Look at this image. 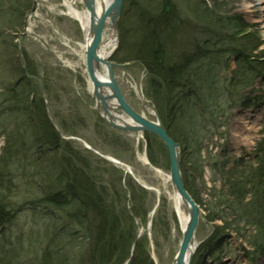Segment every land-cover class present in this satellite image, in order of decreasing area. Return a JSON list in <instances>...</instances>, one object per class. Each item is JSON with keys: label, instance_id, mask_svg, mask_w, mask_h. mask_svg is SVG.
Returning <instances> with one entry per match:
<instances>
[{"label": "rangeland", "instance_id": "obj_1", "mask_svg": "<svg viewBox=\"0 0 264 264\" xmlns=\"http://www.w3.org/2000/svg\"><path fill=\"white\" fill-rule=\"evenodd\" d=\"M173 1L177 10L171 15L172 22L169 27L170 32L175 34L173 41H178L180 48L190 49L187 45L191 46L195 39L201 42L203 48L207 40L216 39V36L213 37L216 34L214 22L208 25L200 24L195 20L196 15L205 21L209 20L211 15L213 18L219 17L223 20L236 15L249 24L252 32H256L264 40V3L261 0H252L250 3H246L245 0H203V3H198L197 0H123L122 14L118 20V43L108 60L123 65L117 68L116 72L117 81L126 99L138 112L146 114L153 121L158 120L160 111L158 107H156L158 113L151 108L150 111L147 110L149 106H155L149 102L154 98L149 94L148 72L137 61H124V58L132 54L129 44L138 39L137 34L133 33L134 31L125 32L127 40L125 48L120 47L124 37L123 29L130 19L128 15L132 13V9L133 12L136 10L141 21L144 17L140 14L142 12L150 16H154L162 8L170 12ZM12 2L11 0L0 2V25L3 33L0 37V129L11 127L15 118L10 114L11 105L6 101L10 93L8 90L14 86L18 87L26 78L30 79V84L36 87L35 95L46 99L49 112L54 114L55 123L66 139L99 165L97 174L103 177L102 185L112 195L114 189L121 192L122 199L116 201V206L126 207L128 223L132 224L128 226L129 228L134 225L138 227L137 238L133 244L141 241L142 250H145L149 257L145 264H173L184 238L176 212L175 190L167 178L171 174L166 144L155 134L148 136L138 131L116 128L98 115L97 101L92 92L88 64L85 61L86 33L79 21L69 14L62 13L65 9L59 5L60 0H25L26 8L17 11L12 8ZM75 5L83 7L81 3ZM205 5L207 9L203 10ZM247 6L249 9L245 8ZM17 13L24 14L22 25L16 26L14 31L4 27H10L13 19L17 18ZM177 14L181 20L178 24L174 17ZM133 22L137 25L136 20ZM223 24L226 27V22ZM217 28H220L219 25ZM108 39L109 37H106V41ZM5 40L8 44L2 43L6 42ZM262 51L264 44L255 53ZM10 52H14L13 56H10ZM181 52L179 49L178 53ZM175 54V49H172L174 59L178 60L179 55ZM27 57L30 62L26 61ZM184 59L185 57H180V61ZM227 59L228 69H224L222 63L218 64L216 60L214 62L217 65V78L221 79V86L225 85L228 77L238 67L239 58L230 56L224 58V61ZM29 65L31 69L36 65L35 74L26 72ZM245 76L250 79L252 85L238 90L235 88L227 97L235 99L237 94L241 98L248 95L250 96L247 99L248 104H245L246 102L240 104L239 99L224 126L220 128L205 126L201 133L206 146L205 154L210 153L212 157H217L218 165L223 166L226 171L234 172V169L240 168L244 169L243 173L246 175L258 162L259 144L264 139V69L254 67L251 78L246 72ZM250 90L252 91L249 92ZM119 112L123 114L122 110ZM63 124L70 131L66 133ZM105 127L106 134L102 131ZM4 141L5 137L0 139V154ZM180 149L182 167L181 144ZM241 158L245 164L251 163L252 168L246 169L242 165L238 167L236 162L241 161ZM150 159L152 161L149 162ZM203 174L201 181L195 177L197 193L205 203H209L211 195L206 186L211 187L215 184L212 181L213 172L207 166ZM25 180L28 179H24L23 184L21 182L15 184L14 190L12 188L9 190L10 192L13 190L12 193L5 192L7 201L26 206L21 211L19 206L18 213L16 212L6 227L9 229L0 232V243L4 246L0 252V264H48V258L45 256L46 247L48 248L50 242L48 233H52V237L55 228L49 223L51 218L48 216L46 219L43 216L46 214L45 207L28 203L30 199L40 200L42 195L41 192L30 193L31 189L35 191L37 188ZM217 186L221 187L220 182ZM182 207L190 214L184 201ZM199 212L197 253L200 260L195 264H264V254H259L255 263L251 255H246L243 248L246 244H243L235 233L229 239L231 243L226 242L224 246H218V236L217 241H213L215 225H222V222L209 221L204 205L200 204ZM245 227L250 230L251 226ZM56 235L59 236V232L56 231ZM134 249L131 248V254L127 255L122 264L136 261ZM10 253L20 254L21 257L17 256L12 260L8 258Z\"/></svg>", "mask_w": 264, "mask_h": 264}, {"label": "trees", "instance_id": "obj_2", "mask_svg": "<svg viewBox=\"0 0 264 264\" xmlns=\"http://www.w3.org/2000/svg\"><path fill=\"white\" fill-rule=\"evenodd\" d=\"M11 1L16 11L26 8L25 0ZM197 2L203 3V0ZM171 5L170 12L162 8L154 16L139 12L144 15L141 21L139 14L132 9L123 29L120 48H125V32L134 31L138 39L129 44L132 54L124 61H137L147 70L149 94L154 98L152 102L158 107L169 135L182 147L185 186L194 199L204 205L209 221L222 222V225H215L214 238L229 237L235 233L246 244L243 245L246 254L256 258L264 254V140L259 144L258 162L253 168L251 163L245 164L243 158L236 162L238 167L252 168L246 176L244 169L226 171L218 165L217 157L205 154L201 131L205 126H224L239 99L240 104H248V95L241 98L237 94L235 99L227 96L235 88L238 90L252 85L245 72L251 78L254 67L264 69V51L255 53L264 40L236 15L225 18V21L212 15L205 21L196 15L195 20L200 24L214 22L216 34L213 37L216 36V39L207 40L203 48L197 39L191 46L187 45L190 49L180 48L178 41H173L175 34L170 32L171 15L177 10L174 1ZM16 15L10 27H4L14 31L16 26H21L24 14ZM174 17L177 24L178 21L181 23L178 14ZM133 20L137 21L138 26ZM172 49H175V56L179 55L178 60L174 59ZM179 49L181 53H178ZM230 56L239 58L238 67L221 86L214 62L222 63L224 69H228V59L224 61V58ZM180 57H185L184 61H180ZM28 60L27 57L26 61L30 62ZM30 67L26 72L35 74L36 65L32 69ZM34 88L30 79L26 78L18 87L9 89V97H6L11 105L9 112L15 118L11 127L0 129V135L6 138L0 154V227L20 206L7 201L5 192L12 193L15 184H23L24 179H28L25 181L34 184L37 191L29 189L27 192H41L42 195L40 200L30 199L28 203L45 207L46 214L43 216L46 219L49 216V223L55 228L52 237V233H48L50 242L45 254L48 264H122L131 254L132 247L135 248L136 261L131 264H145L149 257L142 250L141 241L133 244L139 229L135 225L129 228L132 224L128 223L126 207L116 206V201L122 199L121 192L114 189L112 195L102 185L103 177L97 174L99 165L78 146L64 139L55 123L54 114L48 110L46 99L36 96ZM63 126L66 133L70 131L65 124ZM105 129L102 128V131ZM207 166L212 170V181L215 182L211 187L206 186L211 195L209 203H205L197 193L195 178L201 181ZM219 182L221 187L217 186ZM11 188L13 190L10 192ZM24 206L21 205L19 211ZM246 225L251 226L250 230ZM2 247L0 243V252ZM17 256L20 254L10 253L8 258L14 260ZM197 260H200L198 254L194 264Z\"/></svg>", "mask_w": 264, "mask_h": 264}, {"label": "water", "instance_id": "obj_3", "mask_svg": "<svg viewBox=\"0 0 264 264\" xmlns=\"http://www.w3.org/2000/svg\"><path fill=\"white\" fill-rule=\"evenodd\" d=\"M97 0H85V8L92 12V20L90 21V33L91 43L90 47L87 48V64L88 70L93 82V93L97 103V110L110 125L122 129V130H133L142 132H150L158 136L167 146L170 156V167L171 175L170 181L174 187V190L183 198L184 203L188 206L190 217L186 228L183 230V242L181 248L175 258L174 264H190L194 254V250L197 246L195 244L192 247L191 240L196 239L197 228L199 224V205L187 191L183 181V174L181 168V149L180 143L172 138L164 124L162 123L161 117L158 116L157 121L149 119L144 114H140L136 111L130 103L126 100L115 76V67H123V65L114 61L108 60L110 56L103 58L100 54V48L103 42V35L105 27L107 25L109 12L112 7L102 14L103 16L96 19L95 7ZM123 0H117V4L114 9L115 27L118 29V20L122 12ZM119 34V31H118ZM103 63L108 68L109 78L101 79L99 77L98 68L99 64ZM105 88H109L112 94H105ZM116 100L118 109L123 111V115L126 117H120L115 115L112 111V107L109 102ZM146 107V105H145ZM148 107V106H147ZM114 108V107H113ZM148 108L157 111L156 106H149ZM115 110V109H113ZM116 111V110H115ZM120 113V112H119ZM158 113V111H157ZM121 114V113H120ZM159 115V114H158ZM175 192V193H176Z\"/></svg>", "mask_w": 264, "mask_h": 264}, {"label": "bare ground", "instance_id": "obj_4", "mask_svg": "<svg viewBox=\"0 0 264 264\" xmlns=\"http://www.w3.org/2000/svg\"><path fill=\"white\" fill-rule=\"evenodd\" d=\"M261 1H262V3H264V0H261ZM66 2H67L68 7H69V13L73 14L74 16L79 18L80 22L82 23V25L85 29L86 37H87V45H85L84 48L87 50V48L90 47L91 36H92V33H90V27H91L90 21L92 20V12L88 11L86 9H83V7L82 8L78 7V6L76 7L74 4L71 3V0H66ZM245 2L250 3V2H252V0H245ZM116 4H117V0H97L96 7L94 9L95 16H96L95 18L98 19L99 17L103 16L102 14H104L107 11V9L109 10V8L112 7V9L109 12L107 27L105 30L107 32L106 37H109V39L106 41V38H104V43L102 42V45L100 48V54H101V57H103V58L110 56V54L116 48L117 43H118V31L115 27V24H114L115 22L113 21V19H114L113 12H114ZM245 8L249 9L248 6ZM247 11H249V10H247ZM85 58H86L85 61H88L87 55L85 56ZM98 70H99L98 71L99 77L101 79H108L109 78L108 68L105 65H103L102 62L99 64ZM90 84L92 87L93 82L91 81ZM104 90H105V94H107V95L112 94V91H110L109 88H105ZM109 103H110V105L112 107V111H114L115 115L120 116V117H126L123 114L119 113V109H118L119 107L117 105L116 100H111V102H109ZM113 109H115L116 111ZM167 178H170V176ZM174 195H175L176 212H177V215H178L179 220H180V225H181L182 229H185L187 226V223L189 221L190 215L187 214L183 210V207H182L183 198L177 192L174 193ZM196 203L200 206V204L197 201H196ZM191 243H192V247H194L195 244H197L198 242L194 238L193 240H191Z\"/></svg>", "mask_w": 264, "mask_h": 264}]
</instances>
